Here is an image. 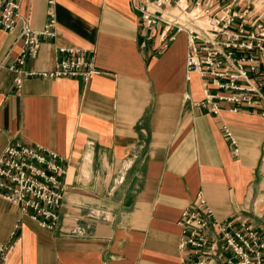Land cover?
I'll use <instances>...</instances> for the list:
<instances>
[{"label": "crops", "instance_id": "1", "mask_svg": "<svg viewBox=\"0 0 264 264\" xmlns=\"http://www.w3.org/2000/svg\"><path fill=\"white\" fill-rule=\"evenodd\" d=\"M50 12L54 34L25 66L53 67L66 45L93 49L100 72L27 76L17 89L0 70V154L18 140L54 149L66 166L52 228L0 197V241H16L2 264H189L196 254L180 246L178 220L199 193L215 218L241 214L264 238V114L212 113L199 73L186 70V33L159 50L132 0H21L17 28L0 27V60L18 54L24 19L42 28Z\"/></svg>", "mask_w": 264, "mask_h": 264}, {"label": "built area", "instance_id": "2", "mask_svg": "<svg viewBox=\"0 0 264 264\" xmlns=\"http://www.w3.org/2000/svg\"><path fill=\"white\" fill-rule=\"evenodd\" d=\"M21 0H0V27L17 28ZM141 20L156 28L159 50L168 46L180 32L187 36L186 70H196L201 78L204 96L200 102L217 114L222 106L247 109L264 114V11L246 5L238 8L234 1L213 10V3L194 0H132ZM55 16L42 28L32 27L27 19L18 31L20 41L14 60H0V70L14 72V85L21 88L27 76L55 78L60 76L89 78L100 72L94 50L59 46L53 67L33 69L26 59L39 49L41 38L54 34ZM149 34L141 43L146 45ZM223 130L235 153L237 141L230 128ZM66 172L62 156L49 147L13 140L0 154V197L15 203L40 225L52 228L57 209L62 204ZM181 226L180 246L192 249L196 258L189 264H214L216 256L223 264H264V238L261 231L239 214L218 220L199 193L193 207H184L178 220ZM210 228L213 232L210 233ZM16 244L0 241V264Z\"/></svg>", "mask_w": 264, "mask_h": 264}, {"label": "rangeland", "instance_id": "3", "mask_svg": "<svg viewBox=\"0 0 264 264\" xmlns=\"http://www.w3.org/2000/svg\"><path fill=\"white\" fill-rule=\"evenodd\" d=\"M238 1V0H235ZM248 3L247 5L253 7L254 9H258V13L264 11V0H242Z\"/></svg>", "mask_w": 264, "mask_h": 264}]
</instances>
